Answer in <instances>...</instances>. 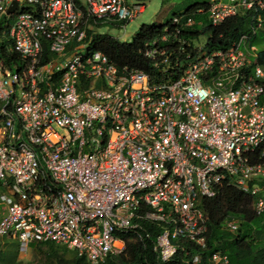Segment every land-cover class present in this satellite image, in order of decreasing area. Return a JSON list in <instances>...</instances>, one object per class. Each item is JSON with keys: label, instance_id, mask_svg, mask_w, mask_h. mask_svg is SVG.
<instances>
[{"label": "built area", "instance_id": "obj_1", "mask_svg": "<svg viewBox=\"0 0 264 264\" xmlns=\"http://www.w3.org/2000/svg\"><path fill=\"white\" fill-rule=\"evenodd\" d=\"M144 10L136 0H0V241L17 239L21 254L54 243L107 264L147 221L162 229V262L230 264L219 251L206 261L203 201L228 183L264 216L259 49L247 34L223 49L184 34L250 12L257 36L264 0H209L193 13L203 19L174 16L144 45L154 75L120 70L94 42Z\"/></svg>", "mask_w": 264, "mask_h": 264}, {"label": "trees", "instance_id": "obj_2", "mask_svg": "<svg viewBox=\"0 0 264 264\" xmlns=\"http://www.w3.org/2000/svg\"><path fill=\"white\" fill-rule=\"evenodd\" d=\"M136 1L145 4L151 0ZM208 4L209 1L197 3L183 14L193 16L197 20L203 19L204 16L199 17L193 13L199 8H207ZM171 22L172 20L158 27L143 25L134 35L131 43H122L115 38L102 34L94 36V42L97 43L98 50L106 54L120 70L127 68L154 75L157 74V68L144 57V45L161 35ZM184 34L186 37L199 34L208 35L211 43L218 49L228 47L244 34L252 36V44L257 37L253 36L251 32L250 12L229 19L218 28H212L208 23H205L201 27L194 26L193 29L184 31ZM258 60L260 65L264 67V49L259 52ZM203 207L209 217L208 246L203 251L206 253V260L213 252L222 251L228 255L230 264H264V222L262 221L263 225L262 222L259 223V229L254 230L256 232L250 229V223L258 216L254 214L253 200L249 195L242 193L235 186L225 183L217 197L203 201ZM238 217L243 219L239 230L236 233L228 232L225 229L226 221ZM161 231L162 229L156 223L140 222L138 233L122 235L126 242L125 253L118 257L109 258L107 264H181L182 255H178L169 263L160 260L155 245ZM44 246L52 252L51 254L55 257L57 264H89L85 258L78 257L66 246H63L61 256L58 254L59 245L54 243H35L31 245V248L41 250ZM191 251L198 252L196 249ZM190 258L192 257L187 259ZM1 260L7 259L2 256ZM13 260L14 258L10 262Z\"/></svg>", "mask_w": 264, "mask_h": 264}, {"label": "rangeland", "instance_id": "obj_3", "mask_svg": "<svg viewBox=\"0 0 264 264\" xmlns=\"http://www.w3.org/2000/svg\"><path fill=\"white\" fill-rule=\"evenodd\" d=\"M208 1L209 0H151L145 3L144 12L127 25L126 31L107 25L99 28L98 33L108 35L122 43H131L134 35L143 25H154L158 27L167 24L174 16L183 14L195 4ZM262 33H264V30L258 32V35L255 38L256 40L253 41V44L258 47L259 52L264 49V34ZM206 41L207 37H202L200 40L201 43H205ZM85 53L86 51L83 52V54ZM262 68L264 70V67ZM5 195H8L6 188L0 186V198ZM2 214L3 209L0 204V220ZM235 219L240 222L243 220L241 217ZM262 221L264 222V216L257 217L250 223V229H252V231L258 230L259 223ZM63 248V246H58V254L60 256L62 255ZM51 253L52 252L46 246L41 248V250H36V248H31L30 246V249L26 254H21L20 243L17 239L6 237L0 241V264H57L55 257ZM2 256L7 260H1ZM13 258L14 260L10 262Z\"/></svg>", "mask_w": 264, "mask_h": 264}, {"label": "water", "instance_id": "obj_4", "mask_svg": "<svg viewBox=\"0 0 264 264\" xmlns=\"http://www.w3.org/2000/svg\"><path fill=\"white\" fill-rule=\"evenodd\" d=\"M16 7H17V3H15L14 6L10 8V12H13L16 9Z\"/></svg>", "mask_w": 264, "mask_h": 264}, {"label": "clouds", "instance_id": "obj_5", "mask_svg": "<svg viewBox=\"0 0 264 264\" xmlns=\"http://www.w3.org/2000/svg\"><path fill=\"white\" fill-rule=\"evenodd\" d=\"M255 214V213H254ZM258 217H261V216H258ZM216 252H218V251H216ZM219 252H222V251H219ZM213 253H215V252H213ZM212 253V254H213ZM223 253V252H222ZM224 254H226V253H224ZM227 255V254H226ZM211 255H209V257H210ZM228 256V255H227ZM230 260V259H229ZM207 261V260H206Z\"/></svg>", "mask_w": 264, "mask_h": 264}]
</instances>
